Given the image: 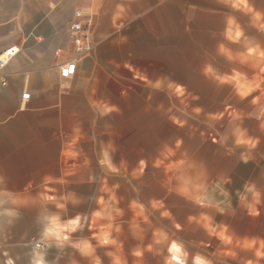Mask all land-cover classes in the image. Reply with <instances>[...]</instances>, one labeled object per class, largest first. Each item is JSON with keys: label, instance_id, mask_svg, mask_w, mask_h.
<instances>
[{"label": "crops", "instance_id": "1", "mask_svg": "<svg viewBox=\"0 0 264 264\" xmlns=\"http://www.w3.org/2000/svg\"><path fill=\"white\" fill-rule=\"evenodd\" d=\"M247 3L252 12L233 9L226 0H0V55L9 48L18 49V54L0 69V178L4 180L0 188L13 193L27 190L35 196L42 178L51 176L65 181L61 185L63 193L72 192L77 196V188L95 184L100 188V195L105 187L114 190V195H122L118 190L134 195L128 201H120L128 205L137 201L144 206L145 213H158L162 217L163 210L154 211L150 201L168 205L170 213L191 211L185 216L186 227L202 229L210 243L220 245V239L209 235L202 224L195 222L193 207L211 217L214 225L227 227L226 234L234 239H256L259 234L247 228L248 220L243 227L239 223L236 226L219 223L216 214L223 202L217 199V189L212 182L207 186L218 207H201L179 195L174 190L176 181L168 183V177L174 174H166L163 167L157 168L154 164V187L148 186L147 167L141 169L140 166L142 161L147 164L148 147H154V162L160 158L165 145L175 150L170 160H179V150L189 148L195 133L188 129L180 135L178 98L167 89H153L149 93L130 91L132 84L145 89L142 85L162 78L178 85L177 76L162 72L163 52L178 55L180 36L195 34L196 14L205 20L216 12L217 29L213 32L217 34L208 31L206 39L204 26L199 33L202 39L196 41L199 46L195 48V41L187 40L186 51L207 52L209 49L208 52L219 54L222 61L240 63L238 59L229 60L220 54L219 46L223 45L234 57L245 52L244 38L264 49V31L254 26L253 19L256 13L264 17V0H247ZM91 7H95V11L84 14V19L95 47L90 55L79 58L72 50L69 25L76 11ZM230 17L244 34L238 43L224 36ZM147 51L154 53L151 59ZM254 60L253 57L249 61ZM71 61L75 62V74L62 79L59 68ZM237 72L245 73L248 78L254 75L253 68ZM233 93L236 95L234 89ZM23 94L29 95L28 100L22 99ZM236 96L238 101H247L251 108L264 106V96L259 90L243 99ZM256 97L260 100L253 104ZM152 98L159 102L147 101ZM94 101L107 103L116 110L101 116L92 107ZM227 108L240 109L230 104ZM239 115L235 122L233 115L225 117V137L233 146H236L233 132L237 127L253 141L260 139L258 135L264 139V116L253 120L257 127L255 134L248 127L253 117L242 112L237 117ZM77 136L72 150L78 156L69 159L64 156L66 145ZM177 141H180L178 149ZM211 144L214 148L213 141ZM106 148L113 164L120 168V174L109 173L100 166L99 160ZM259 152L247 146H242L241 151L228 149L227 156L236 158L237 164L229 169L225 180L234 184L236 193V187L241 194L245 193L246 186L260 192L257 188L263 175L260 163L253 158ZM117 179L120 185L112 183ZM248 197L244 202L239 197L237 204L253 203L250 194ZM179 204L186 209L178 208ZM189 206L191 209H187ZM190 218L195 219L190 221ZM247 219L253 220V217ZM3 222L0 220V242ZM203 243L208 241L203 240Z\"/></svg>", "mask_w": 264, "mask_h": 264}, {"label": "rangeland", "instance_id": "2", "mask_svg": "<svg viewBox=\"0 0 264 264\" xmlns=\"http://www.w3.org/2000/svg\"><path fill=\"white\" fill-rule=\"evenodd\" d=\"M223 10H225L224 7L222 12ZM214 14L205 17L207 21L202 19L200 14L195 15V34L191 35L192 37L180 36L178 55L163 52L162 72L164 74H172L173 77L177 76L179 80L178 86L184 90V95L178 98L180 135L188 129L195 133L194 138L189 142V148L179 150V159L182 158V154L186 153L187 157L194 160L198 165L190 174L195 176L203 172L206 176L205 183L212 182L215 186L218 182L224 181L229 169L237 164L236 158H229L227 156L228 149H234L235 151L242 150V146H233L225 137L226 127L224 126L226 115H233L234 122L241 116L239 115L237 117L241 112L253 117L248 122V127H250L251 132L257 134L256 123L253 120L257 119L259 108L254 109L249 107L245 100H241L242 103L240 104L241 101H238L239 98L233 93L230 85H220L204 73V68L207 64L211 65L218 74L230 75L232 70L243 71L244 69L248 70V68H252L251 65L254 61H248L243 64L227 60L222 61L219 54L217 55L214 52L212 54L208 52L209 49H207V52L186 51V46L188 45L187 40H194L195 48L199 46V42L196 41L197 39H202L199 33L203 30L204 26H206L207 32L206 39L209 33L217 34L213 30L217 29L215 17L218 14L216 12ZM208 19L210 22H208ZM211 49L213 50L214 48ZM146 55L148 59H151L154 53L147 51ZM209 59L211 61L208 63ZM152 63L154 64V62L148 61V64L152 65ZM148 71H150L149 68ZM142 86L145 89H142V87L138 89L137 86L132 84L130 91L146 90L149 93L153 90L148 84ZM261 90H264V85H262ZM147 101L150 103L159 102L155 98ZM229 104L238 106L240 109L230 110L227 108ZM194 109H200L199 114L195 113ZM257 137L261 140H255V146L250 147L251 149L260 151L253 158L260 163V171H262L263 175L259 183L260 185L257 188L260 190L258 192L260 194L259 203L253 204L256 214H250L249 209L245 205L237 204V199L245 193L241 194L239 187H236V193L234 184L228 182L221 184L222 189L227 192V200H225L224 196L220 195V190L217 189V199L223 203L218 208L216 218L219 219V223H224L225 226H232L233 223V226H236L239 223L243 227L244 223L248 220L249 226L247 228L256 230V233L259 234L256 239L264 241V139H262L261 135ZM211 141L214 143V148L211 146ZM147 150V164L140 166L141 169L147 167L146 175L148 186L154 187V171L152 168L155 159L154 147H148ZM241 170L239 168V171ZM136 181H132V183ZM112 183L116 185L121 184L118 179L113 180ZM51 188L56 189L55 195L57 196L64 194V190L60 184H52ZM76 191L79 193L76 197L80 200V203L76 206L69 204L67 212L61 213V216L65 219H71L77 215L81 217L82 229L72 233L70 240L75 242L80 239H88L90 245L95 250V257L99 258L101 264H113L112 257L108 253L119 256L126 264H167L172 256L169 249L173 243L180 247V255L177 257V260H182L183 264H194L197 256L210 260L212 264H247L248 261H253L254 264H264V259L257 260L254 255L255 249L245 250L236 247V240H240L238 238L233 239L232 245H225L221 240L220 245L210 243V239L208 237L206 238L202 229L186 227L187 219L185 216L186 214L190 215L191 211L170 213L167 209L169 207L168 205H164L162 208L163 211L169 213L168 217H160L158 213H150L147 211L145 213L149 221L147 224L143 223L139 217H135V223L139 226V229L143 230L138 233L132 228L134 212L130 209L128 203L120 201L121 199L128 201L134 195L121 190L118 191L122 195H115L118 201L115 206L122 211L123 215L116 217L113 221L114 227L115 225H119L120 232H112V238L118 241L120 248L117 250L110 245L99 246L98 241L92 239V236L98 232V227L92 224V214L100 209V205L97 203L98 199L103 197L107 202L109 195H106L105 192L102 195L98 194L100 188L95 184L92 187L90 185H83L82 188H77ZM255 191L257 192V190ZM48 207L50 210L55 211L52 205ZM177 207L186 209V206L181 204ZM195 208H192V212L195 218L198 219L202 213L198 209L193 210ZM187 209H191V207L189 206ZM39 211V203L26 207L22 206L19 208V219L13 221L11 224H8L6 221L3 222L2 241L0 242V264H9V261H11V264H30L33 258V250L41 240V228L36 222ZM247 212L248 214H246ZM248 216L253 217V220L247 219ZM176 221L179 226H176ZM97 223L105 224L107 221H99ZM156 229H163L168 237L162 244L154 243L153 232ZM226 229L229 230L227 227ZM240 234H242V231ZM203 240L208 241V243H203ZM149 246H151L150 251L148 250ZM138 249L142 253L140 257L133 255ZM228 251L234 252L236 254L235 258L222 254ZM45 259L47 264H73V262L75 264H93L91 257L81 255L70 244H65L63 249H57L56 247L48 248Z\"/></svg>", "mask_w": 264, "mask_h": 264}, {"label": "clouds", "instance_id": "3", "mask_svg": "<svg viewBox=\"0 0 264 264\" xmlns=\"http://www.w3.org/2000/svg\"><path fill=\"white\" fill-rule=\"evenodd\" d=\"M230 7L233 9L252 12V9L249 7L247 0H226ZM95 11V7L86 8L81 12H78L77 15L92 14ZM255 24L254 26L258 27L260 31H264V17L259 13H256L253 17ZM225 39L232 43H238L244 38V34L240 27L236 24L233 18H228L226 22V30L224 33ZM245 39V52L234 57L231 52L226 49L223 45L219 46V53L226 56L227 59L233 60L238 59L240 63H246L251 58H255L252 63V68L254 70V75L252 78H248L245 73L237 72L233 70L229 74H218L211 65H206L204 68V73L206 76L211 77L220 85H230L236 95L241 99L247 97L254 91H261V96H264V90L262 85H264V49L259 45H252L250 42ZM148 86L155 90L167 89L171 92L172 95H175L177 98L184 95V90L182 87L167 82L166 79H158L155 82H149ZM260 100V97H256L252 103L257 104ZM183 103V101H181ZM92 107H94L101 116L107 115L112 111H115L114 106H110L104 102H92ZM200 109H194V112L199 114ZM261 116H264V106H261L259 109V115L257 119ZM233 135L235 137L236 146H247L254 147L255 141L247 138L246 132L242 131L237 127ZM79 137H74L67 145L64 152V156L69 159H75L78 156V153L73 151V147L76 143V140ZM175 147L178 149L180 147V141L176 142ZM175 150L172 147L167 145L164 146L160 158L155 160L154 167L160 168L163 167L165 173H173L174 175L168 177V183H171L174 179L177 183V187L174 189L179 195L185 197L186 199L191 200L193 203L201 207L214 206L218 207V204L212 200L209 194V189L205 183L206 177L203 172L193 176L190 174L191 171H194L198 165L194 160H191L187 157V154H182V158L179 160L172 161L171 157L175 156ZM167 162V163H166ZM100 166L109 173L120 174V168L113 164L110 152L106 149L102 151L101 159L99 160ZM144 162H141L143 166ZM71 173H66L70 175ZM229 181L224 180L218 182L215 185V189L220 190V195L225 197L227 200V192L224 191L221 187L222 183H228ZM4 183L3 178H0V185ZM50 184H65V181L60 178H53L51 176H45L42 178L41 184L39 185V191L35 196L25 190L23 193H13L0 188V220L6 221L8 224L13 223V221L19 219L20 212L19 208L29 205H35L39 203L40 211L37 214L36 222L40 225L41 228V240L40 243L36 245V248L33 250V258L30 264H47L45 259L46 252L48 248L56 247L57 249H63L65 244H70L71 247L77 249L81 255L91 257L93 264H101L98 257L94 255V248L90 245L88 239H80L75 242L70 240L72 233L77 232L82 229L81 217L79 215L71 219H65L61 216V213L67 212V207L69 204L76 206L80 203V200L76 197L75 193L66 192L59 196L55 195L56 189L49 188ZM118 187V186H115ZM171 190V189H170ZM102 191L109 193L108 201L106 202L103 197L99 198L97 203L100 205V209L95 211L92 214V224L98 227V232L92 236V239L98 241L99 246H113L117 250L120 248V244L114 238H112V232H120L119 225L113 224V221L116 217L122 216V211L117 208L115 205L118 203L114 195V190L110 191L108 188H102ZM51 193V194H50ZM248 194L251 195L253 203L245 204V207L249 209L250 214L255 215V209L253 207L254 203H259V193L255 191L253 186H246L245 194L240 195V200L242 202L248 199ZM49 205L55 209L52 211L49 209ZM150 207L154 211H159L164 207L162 202L159 201H150ZM130 209L134 212V221L132 228L138 233L142 232V229H139V226L135 223V217H139L143 223L147 224L148 216L145 215V208L142 204L137 201H132L130 203ZM223 211V209H221ZM162 217H168L169 213L167 211L161 212ZM195 218H190V221ZM99 221H107L105 224H98ZM196 223L202 224L204 229L208 232L209 235H216L223 244L232 245L233 237L227 235V229L223 226H216L212 223L211 217L207 215H201L198 219H195ZM219 227V230H218ZM154 243L162 244L165 242L168 237L163 229H156L153 232ZM236 247L252 250L255 248L254 255L257 260L264 259V241L258 239H243L236 240ZM258 246V247H257ZM148 250H151L149 246ZM170 252L172 253L171 259L167 264H183L182 260H177V257L180 255V247L175 243L170 246ZM223 255L230 256L235 258V253L232 251L224 252ZM112 257L113 264H126L119 256L114 255L113 253H108ZM133 255L140 257L142 255L141 251L136 250ZM11 264V261H9ZM75 264V262H73ZM194 264H212L210 260L204 259L203 257L197 256L195 258ZM247 264H254L253 261H248Z\"/></svg>", "mask_w": 264, "mask_h": 264}, {"label": "built area", "instance_id": "4", "mask_svg": "<svg viewBox=\"0 0 264 264\" xmlns=\"http://www.w3.org/2000/svg\"><path fill=\"white\" fill-rule=\"evenodd\" d=\"M76 11L73 15V20L69 25L70 42L72 46L73 53L79 57L83 58L92 53L94 50V43L91 41V37L88 28L85 26L84 15H77ZM18 54V49L15 47L9 48L0 55V69L4 68L16 55ZM75 74V62L71 61L66 65L59 68V76L62 79L72 78ZM29 95L23 94L22 99L28 100Z\"/></svg>", "mask_w": 264, "mask_h": 264}]
</instances>
